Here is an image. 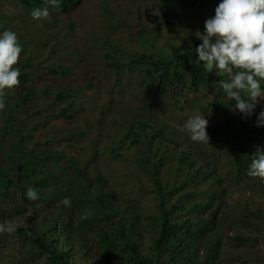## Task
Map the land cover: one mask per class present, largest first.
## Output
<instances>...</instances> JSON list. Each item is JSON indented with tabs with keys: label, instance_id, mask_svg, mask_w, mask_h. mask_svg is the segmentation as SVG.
<instances>
[{
	"label": "rangeland",
	"instance_id": "obj_1",
	"mask_svg": "<svg viewBox=\"0 0 264 264\" xmlns=\"http://www.w3.org/2000/svg\"><path fill=\"white\" fill-rule=\"evenodd\" d=\"M203 1V4L192 8L186 1L183 7H179L177 4L180 0H83L70 14L61 16V29L63 25L67 26L61 36L60 46L51 51L54 50L50 47L54 43L52 40L48 46H43L42 58L53 69L67 65L70 61L76 63L78 73L75 78L63 82L71 86L70 90L64 91L68 96L71 95L57 100L62 89H56L58 80H55L54 74L42 82L54 87L49 96L43 99L44 102L38 100L35 103V98L22 102L19 100L20 90H13L16 94L9 102H18L20 107L15 110L27 113L32 118V124L28 123L29 119L17 125L13 122L16 128L9 134L6 131L5 135L3 129L13 108L11 103L0 112V172L13 179L20 165L26 163L27 157L37 156L40 160L39 168L42 167L37 172L40 178H47L49 182L41 184L25 180L22 181L23 184L28 187L43 186L44 191L54 195L55 189H60L62 192L56 197V202L69 197L70 208L74 209V219L78 222V209L82 208L87 215L95 209V204L96 207L98 205L92 198L111 195L119 207H115L118 211L117 221L129 223L130 219L123 214L126 210L122 201L128 200L136 205V197L140 194L136 196L134 190L140 187L142 194H148L149 191L150 194L157 193V177L162 182L163 196L168 207L178 211V217L184 215L182 208L191 209L195 204H201L202 207L191 218L199 225L207 226V234L202 241L199 242L197 238L187 252L183 246L175 263L215 264L213 254L216 255L214 250L218 248L223 263L231 260L240 263L246 259L250 264H264V181L247 174L239 179L223 151H214L205 144H196L185 132L180 131L188 117L194 115H204L208 120V132L210 129L216 131L220 123L226 122L222 115L208 113L209 104L214 100L210 87H191L189 73L186 75L187 86L183 89L164 90L152 75L154 69L141 67L133 72V65H128L130 57L134 58L142 53L151 54L152 45L156 52L165 49L162 57L165 60L168 58L171 65L183 59L185 48L193 50L194 45L201 43L196 32H202L205 20L215 14V9L212 10L209 6H217L220 2ZM26 14L28 12L19 5L18 0H0L1 24L8 22V15L17 16L18 20L20 15ZM133 28L142 30L143 33L132 38ZM108 37L112 45L117 42L126 50L125 56H117L122 61V67L118 71L119 81L123 86L121 92L98 83L94 77L95 72L90 70L91 65L87 63V50ZM140 38L142 42H148L145 44L148 48L138 43ZM166 43L169 44L167 48ZM194 59L196 61L197 57ZM108 61L110 60L103 63V69ZM201 69L203 70L202 67ZM207 74L218 76L215 71ZM95 84H98L99 89ZM152 98L157 102L152 103ZM0 99L6 102L5 97ZM262 107L264 104L258 106L257 114ZM40 108L43 116H36L34 119L43 120L42 123L48 121L50 128L42 134L33 126V115ZM251 120L250 125H255L256 116ZM140 121L150 123L155 130L152 127H140ZM136 124V134L144 135L141 141L133 145L132 138L125 139V135ZM18 129L24 133L20 134ZM157 134H162V137ZM156 139L159 144L151 146L152 153L149 157L146 145ZM254 142L264 149V133L257 132L249 137V146ZM35 146L37 151L40 149L37 155L28 153ZM103 148H107L103 151L106 155L104 160L97 159ZM43 149L48 153L43 154ZM114 149H118L116 156L109 153ZM255 150L256 148L250 147L247 152ZM190 153L197 158V170L193 169L194 182L185 188L182 183L188 179L187 170L190 168L181 164L180 157L183 154L193 157ZM145 158L153 163L154 170L151 171V164L145 165ZM98 177H101L103 185L98 183ZM177 184L181 185V189L177 190ZM74 193H84V196L79 200L73 196ZM20 195L15 189H11V196L4 202L0 201V211L3 210L6 214L5 220L0 217V223L12 221L14 227L23 225L28 229L30 221L25 217L28 214L24 216L16 212L22 204ZM183 200H186L185 203L180 204ZM145 202L144 207H147L150 201L147 198ZM133 220L139 224L136 216ZM246 222L252 226L246 225ZM153 230L150 228L145 234L146 248L143 252L148 256L152 255L150 245L157 235L156 230ZM16 233L14 230L12 233L5 231L0 234V264H23L24 260L29 259L26 249L30 246L27 244L21 248ZM236 235L252 237L256 241L237 244L232 240ZM35 264L41 263L38 261Z\"/></svg>",
	"mask_w": 264,
	"mask_h": 264
},
{
	"label": "trees",
	"instance_id": "obj_2",
	"mask_svg": "<svg viewBox=\"0 0 264 264\" xmlns=\"http://www.w3.org/2000/svg\"><path fill=\"white\" fill-rule=\"evenodd\" d=\"M81 1L83 0H60L58 7H52L46 5L45 0H18L20 6L25 9L28 14L24 16L20 15L18 20L17 16L8 15V22L6 24L0 23V32L5 30L15 32L23 49L18 64L15 66L20 69V83L13 89L20 90V101L28 102L35 98V103L38 102V100L44 102L43 99L49 96L51 90H54V87L42 82L45 81V78L53 74L55 80H58V87L56 89H62L59 92L57 100L70 97L71 94L68 96L64 91L66 89L70 90L71 86L63 82L75 78L78 73L76 63L70 61L67 65H60L57 69H53V67L42 58V52L43 46H48L52 40L54 43H51L50 47L54 50L51 51H55L57 48L56 46H60L59 42L61 36H63V32H65L63 28L65 25H63L61 29V16H66L65 13L73 10ZM185 1L189 2L192 8H196L197 5L204 3L203 0H180L177 5L183 7L182 5ZM44 7H48L49 16L41 21L32 19L30 12L34 8ZM209 8L214 10L216 6H209ZM162 11L165 14V11ZM15 20L17 22H15ZM139 33L141 35L143 31L133 28L131 30L132 36H130L135 38ZM107 34L110 35V33ZM138 43H142L143 46H146L145 44L148 42L146 40L142 42L140 38ZM168 45L169 44L166 43L165 47L167 48ZM146 47L148 48V46ZM151 47V54L142 53L140 55H135L134 58L130 57L128 65H133L131 66L133 72L141 67H150L154 69L152 75L158 80L159 87L164 90L171 88L175 90L183 89V87L187 86L186 75L189 73H191V79L189 80L191 87L200 85L210 87L214 100L209 104L208 113L212 115H222L226 122L220 123L221 125L216 131H214L215 129L209 130V144L205 145L214 151H223L230 159L231 164L235 167H233V169L239 179L245 176L248 173L249 165L255 153H248L247 150H249L250 147L257 148L260 146L256 142L249 146L247 142L249 141V137L254 136L257 132L264 133V128L259 129L256 123L253 126L250 125L249 121H252L251 119H253V117L251 119H242L239 114L234 113L232 109L229 108L232 106V102L226 99L221 87V83L227 80V76L220 77L212 74L209 75L204 69L202 70V65L194 59L195 45L193 46V50L192 48H185L183 59H180L173 65L168 62V58L165 60L162 57L165 53V49H163L162 52H156L154 51L153 45ZM125 52L126 50L122 49L117 42L112 45L109 37L105 38L103 41H99L96 46L90 47L87 50V63L91 65L90 70L95 72L94 77L96 81L101 85L106 84L115 90V92H121L123 88L119 81L118 73L122 67V61L117 56H125ZM106 60L110 61L107 62V66L106 63L104 64L103 69L102 65ZM150 73L148 74L149 77ZM37 81H39V83H37ZM262 86H264V84H262ZM95 87L99 89L98 84H95ZM13 90L6 91V94L3 96L6 99L5 106H9V103H11L9 100L16 94ZM151 102L155 103L157 100L152 98ZM11 105L13 108L10 112L7 124L3 129L5 135L6 131L7 134H9L16 128L13 126V122L17 125L25 123L24 121L29 119L28 123L32 124V118L27 113L18 112V109L15 110L20 107L18 102L11 103ZM31 114L33 115L34 113ZM40 115H42L41 108L33 115V126L35 130L40 131L39 134H42L48 132L50 128L48 127V121L42 123L43 120L34 119L36 116ZM44 118L50 119L49 117ZM139 124L140 127H152L150 123L144 124L140 121L138 125ZM38 126H40V128H38ZM137 128V124L132 126L131 131L125 135V139L132 138L133 145L141 141L144 135L136 134ZM152 129L155 130L154 127H152ZM20 130L21 129H18V131L21 132L20 134H23L24 131ZM157 135L162 137V134ZM157 139L153 140L154 142L152 143L150 141V143L146 145L149 151V157L150 153H152L151 146L154 143L159 144ZM169 142L173 141L169 140ZM37 143L39 146V142ZM36 147L37 146L28 153L37 155L40 149L37 151ZM105 149L107 148H103L101 152L98 153L97 159L104 160L106 155L103 151ZM41 152L43 154L48 153L46 149H43V151L41 150ZM109 153L116 156L118 155L116 154L118 153V149H114L113 152L110 151ZM23 156H29V154H23ZM144 160L145 165L150 166L149 164H151V171L155 169L153 163L149 159L145 158ZM195 160H197V158L194 156L190 157L185 154L180 157L181 164L187 165L190 168V170H187L188 179L182 183L185 184V188L188 184L194 182L192 174L193 169L197 167V162ZM39 161L37 156L27 157L26 163L22 166L20 165V169L13 179H10L9 175L0 172V201L4 202L11 196V189H15L17 194L20 193L22 195H20L22 204L16 212L24 216L28 214V216L25 217L28 218V222L30 221L28 230L23 225L13 226L17 232L16 236L20 243V247L22 248L23 245L27 244L30 246L26 249L29 254V259L24 260L23 264H27V262L35 264L38 261L41 264H174L182 253L183 246L185 252H187L191 244L197 241V238H199L200 242L207 234L205 231L207 226H201L191 218V215H195L202 205L195 204L191 209L182 208L184 215L178 217V211L175 212L168 207L167 201L163 196L164 190L162 182L157 179V177H155L157 193L150 194L149 191L148 194H142L140 190L142 187H140L138 190H134L136 196L140 194L139 197H136V205L128 200L122 201L123 208L128 215L124 212L123 214L125 215L124 217L130 219L129 223L117 221L116 214L119 207L116 204V199L111 195H102V197H97L96 199L92 198L94 203L97 202L98 205L96 207L95 204V209L87 215L82 208L78 209V217L80 220V222H78L74 219L73 208L66 207L61 202H56V197L62 192L58 188L55 189L56 195H54L44 191L43 189L45 188L43 186H36L33 188L37 190L39 198L35 201H31L26 197L25 194L29 187L23 184L25 180H33L41 184H47L49 182L47 178H40L37 172L39 169H42V167L39 168ZM208 172L212 173L213 171ZM97 181L103 185L101 177H98ZM179 189H181V185L177 184V190ZM73 196L80 200L83 198L84 193H74ZM147 198L150 203L147 204V207H144ZM185 201L186 200L181 201L180 204H184ZM152 202H154V204H152ZM135 216L139 221L138 225L133 220ZM0 217L3 220L6 219V214L3 210L0 211ZM245 224L252 226V224L248 222ZM150 228L152 230L155 229L157 235L154 232L156 237L150 245L152 255L148 256L143 251L146 248L145 234ZM0 234H4V232H0ZM232 240L237 244H247L256 241V239L252 237H245L243 235H236ZM214 251L216 255L213 254V262L215 264H250L246 259L240 263H237L235 260L223 263L218 248Z\"/></svg>",
	"mask_w": 264,
	"mask_h": 264
},
{
	"label": "clouds",
	"instance_id": "obj_3",
	"mask_svg": "<svg viewBox=\"0 0 264 264\" xmlns=\"http://www.w3.org/2000/svg\"><path fill=\"white\" fill-rule=\"evenodd\" d=\"M59 2L45 0L46 5L52 7H58ZM30 16L36 21L46 19L48 7L34 8ZM196 33L201 41L195 47L196 61L207 73L215 71L220 77L227 76L221 87L226 99L232 102L229 108L242 119L255 115L256 126L264 128V107L256 113L258 106L264 104V0H220L214 16L205 20L204 30ZM22 51L15 32H0V97L20 83V69L15 66ZM5 107L0 99V112ZM207 128L208 120L204 115H194L188 117L180 131L196 144H209ZM247 175L264 181V149L256 148ZM25 195L31 201L39 198L33 187H29ZM61 203L70 207L71 199L65 197ZM14 230L12 221L0 223V232Z\"/></svg>",
	"mask_w": 264,
	"mask_h": 264
}]
</instances>
